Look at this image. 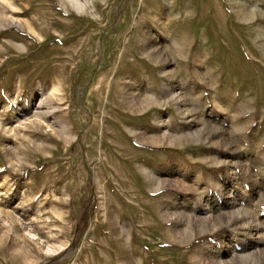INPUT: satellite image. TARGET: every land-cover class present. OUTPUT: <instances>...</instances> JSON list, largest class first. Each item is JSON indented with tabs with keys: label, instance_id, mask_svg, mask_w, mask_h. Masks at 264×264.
I'll use <instances>...</instances> for the list:
<instances>
[{
	"label": "rangeland",
	"instance_id": "1",
	"mask_svg": "<svg viewBox=\"0 0 264 264\" xmlns=\"http://www.w3.org/2000/svg\"><path fill=\"white\" fill-rule=\"evenodd\" d=\"M0 31V264H264V0H0Z\"/></svg>",
	"mask_w": 264,
	"mask_h": 264
},
{
	"label": "bare ground",
	"instance_id": "2",
	"mask_svg": "<svg viewBox=\"0 0 264 264\" xmlns=\"http://www.w3.org/2000/svg\"><path fill=\"white\" fill-rule=\"evenodd\" d=\"M45 7H54V5L52 4H47L45 3L44 4ZM5 33V31H0V35H3ZM28 36L31 37L30 34H28ZM39 68V66H37V69ZM115 93V92H114ZM111 94V100L110 102H113L115 97H116V93L115 94ZM132 104H133V100H131ZM55 100L52 96L50 95H46V97L43 99V101H41L40 105L35 107V114L36 115H41L42 117H45L46 121H47V125L49 127H52L53 130H55L57 133L63 135V134H67L69 133L70 134V137L72 138V134H71V131L69 130L68 127H66L65 125H63L61 128H57L52 122H50V118L51 116H54L56 113H57V109H61L62 106H56L55 105ZM30 103L26 102L25 105L23 106V108L21 109L22 111V115H24L22 117V121L25 119L26 115H27V109L30 107ZM126 105V99L123 100V102H121V104L118 105V107L120 108H124ZM16 109V108H15ZM71 110V108H69V111ZM61 112L60 113H64L65 110L62 109L60 110ZM3 116V119L0 120V128L4 129L5 128V121L6 120H11L12 117H11V105H9L7 107V110L4 112V114L2 115ZM34 125H41V123L37 122V121H32L31 124H27L26 127L29 128V130L31 131L32 134H34V132L32 131V126ZM40 136L42 137H45L46 139H52L53 138V135L51 132H41L39 133ZM15 135H17V132H15ZM25 148L23 149H20V151L22 152V154L24 155V159L28 162H31L33 163L35 166L34 167H30V166H25L23 165V170L25 171V175H29V176H35L40 170L41 168L43 167V165L45 166L46 163H42V161H40L38 158V155L35 154L33 148H31L30 146H27V145H24ZM5 162V158L4 156L1 155L0 153V165L1 164H4ZM4 170H10L8 167L4 166L3 167Z\"/></svg>",
	"mask_w": 264,
	"mask_h": 264
}]
</instances>
